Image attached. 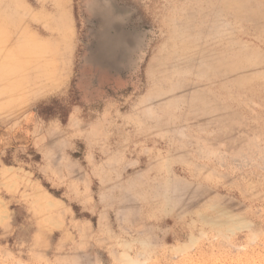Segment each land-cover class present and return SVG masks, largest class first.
<instances>
[{
	"label": "rangeland",
	"instance_id": "374dc122",
	"mask_svg": "<svg viewBox=\"0 0 264 264\" xmlns=\"http://www.w3.org/2000/svg\"><path fill=\"white\" fill-rule=\"evenodd\" d=\"M0 264H264V0H0Z\"/></svg>",
	"mask_w": 264,
	"mask_h": 264
}]
</instances>
